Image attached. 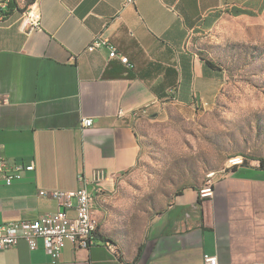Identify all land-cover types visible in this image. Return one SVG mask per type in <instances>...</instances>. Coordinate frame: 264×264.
Masks as SVG:
<instances>
[{"label": "crops", "instance_id": "crops-1", "mask_svg": "<svg viewBox=\"0 0 264 264\" xmlns=\"http://www.w3.org/2000/svg\"><path fill=\"white\" fill-rule=\"evenodd\" d=\"M11 1L0 0V153L34 169L0 181V224L56 211L40 189L83 184L99 224L89 248L66 240L56 262L41 240L31 249L20 239L0 250V264H202L205 254L218 264H264L258 160L217 174L210 198L187 186L138 224L112 211L119 178L139 158V116L160 115L169 102L190 105L193 96L204 109L214 103L218 69L189 46L191 34L250 0H25L41 12L33 29ZM97 36L129 64L109 57L107 45L88 50ZM84 117L93 124L83 126ZM98 170L100 184L92 182Z\"/></svg>", "mask_w": 264, "mask_h": 264}, {"label": "rangeland", "instance_id": "rangeland-1", "mask_svg": "<svg viewBox=\"0 0 264 264\" xmlns=\"http://www.w3.org/2000/svg\"><path fill=\"white\" fill-rule=\"evenodd\" d=\"M189 46L218 67L219 91L207 109L193 96L190 105L169 102L160 115L139 116V158L119 178L112 208L135 224L182 187L212 182L229 158L264 159V0L218 12L193 31Z\"/></svg>", "mask_w": 264, "mask_h": 264}, {"label": "built area", "instance_id": "built-area-1", "mask_svg": "<svg viewBox=\"0 0 264 264\" xmlns=\"http://www.w3.org/2000/svg\"><path fill=\"white\" fill-rule=\"evenodd\" d=\"M134 2V0H126ZM22 21L30 28H40L41 12L35 4L28 5V12H22ZM101 44L109 46V57L119 59L122 63L129 64V59L122 52L111 46L109 41L100 36L95 37L88 46V50H94ZM93 120L90 117L82 119L83 126H91ZM246 162L242 155L233 156L228 160L227 168ZM34 169V164H21L14 159L5 157L0 153V181L10 185L20 179L25 172ZM103 172L96 171L92 182L100 184ZM39 195L51 196L56 199L58 208L53 212L40 214L35 219H24L0 224V250L14 246L20 239L27 242L29 248L38 246L42 241L44 250L51 256L53 262L59 260L61 250L66 240L76 248H89L94 243V235L97 231V221L93 209V194L85 184L72 190L40 189ZM213 195V183L209 182L199 189V198L207 199ZM75 210V216L70 217L67 212ZM109 247H112L110 244ZM202 264H218L216 255L205 254Z\"/></svg>", "mask_w": 264, "mask_h": 264}, {"label": "trees", "instance_id": "trees-1", "mask_svg": "<svg viewBox=\"0 0 264 264\" xmlns=\"http://www.w3.org/2000/svg\"><path fill=\"white\" fill-rule=\"evenodd\" d=\"M27 8H28V6H27ZM27 8H26L25 10L20 9L19 11H23V12H25V11L27 10ZM201 57L203 58V60L205 61V63H206L208 66L213 67V68H217V69H218V67L214 64V62H212V61L209 60V59L204 58L203 56H201ZM259 164H260V166H261L262 168H264V159H260ZM190 186H194V185H190ZM185 187H187V186H185ZM185 187H182V188H181L180 190H178L175 194L180 193L181 190H182L183 188H185Z\"/></svg>", "mask_w": 264, "mask_h": 264}, {"label": "bare ground", "instance_id": "bare-ground-1", "mask_svg": "<svg viewBox=\"0 0 264 264\" xmlns=\"http://www.w3.org/2000/svg\"><path fill=\"white\" fill-rule=\"evenodd\" d=\"M25 12H28V8H27V10ZM98 224H99V221H97V229H98Z\"/></svg>", "mask_w": 264, "mask_h": 264}]
</instances>
